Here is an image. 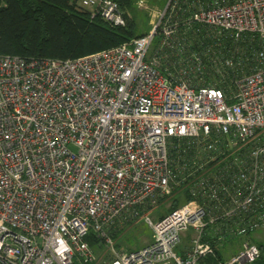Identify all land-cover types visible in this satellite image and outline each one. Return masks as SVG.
<instances>
[{
    "label": "built area",
    "instance_id": "obj_1",
    "mask_svg": "<svg viewBox=\"0 0 264 264\" xmlns=\"http://www.w3.org/2000/svg\"><path fill=\"white\" fill-rule=\"evenodd\" d=\"M136 4L150 29L120 44L0 54V264H196L264 228V0ZM139 220L150 241L117 249L110 228ZM259 255L246 238L216 264Z\"/></svg>",
    "mask_w": 264,
    "mask_h": 264
},
{
    "label": "trees",
    "instance_id": "obj_2",
    "mask_svg": "<svg viewBox=\"0 0 264 264\" xmlns=\"http://www.w3.org/2000/svg\"><path fill=\"white\" fill-rule=\"evenodd\" d=\"M126 17L125 25H113L100 15L79 6V0H0V54L22 57L75 58L129 40L135 33V22L126 13L134 8L135 0H115ZM176 202L172 207L176 206ZM118 229L111 227L110 233ZM250 234V233H249ZM86 239L97 245L96 238ZM260 255L249 264H264V248L258 244ZM222 258L204 259L216 264Z\"/></svg>",
    "mask_w": 264,
    "mask_h": 264
},
{
    "label": "rangeland",
    "instance_id": "obj_3",
    "mask_svg": "<svg viewBox=\"0 0 264 264\" xmlns=\"http://www.w3.org/2000/svg\"><path fill=\"white\" fill-rule=\"evenodd\" d=\"M135 0L134 8L131 9L126 13L127 16H132L136 28L135 33H145L149 31L150 29V15L147 10L140 8L137 6ZM166 0H145L147 5L150 8H161L164 6ZM172 199L167 201L166 203L160 204L158 207L154 209V211L151 214V217L153 220L156 219L157 216L166 213L170 210V206L168 204L171 202ZM176 201H173V204ZM177 204V202H176ZM191 234V229H188V231L184 232L182 234V242L180 245H178L175 250L179 251L181 247H183V244L187 243ZM151 237V228L143 221L139 220L138 222L132 224V225H126L120 229L117 230L116 234L113 235V239L115 240V247L117 249H123V250H130V249H137L146 244L150 241ZM250 239L252 242L262 244L264 248V228L256 230L252 233H250L248 236H240L232 238L230 241L225 242L223 244L224 253H221L222 256L225 258H228L229 256L236 254L241 242L244 239ZM91 245V244H90ZM94 249V253L100 258L103 255V251L105 249L104 246H100L99 244L91 245ZM221 248V247H220ZM103 259H99V264H103ZM196 264H211L210 262H207L204 258L199 260Z\"/></svg>",
    "mask_w": 264,
    "mask_h": 264
},
{
    "label": "crops",
    "instance_id": "obj_4",
    "mask_svg": "<svg viewBox=\"0 0 264 264\" xmlns=\"http://www.w3.org/2000/svg\"><path fill=\"white\" fill-rule=\"evenodd\" d=\"M257 244V243H256Z\"/></svg>",
    "mask_w": 264,
    "mask_h": 264
}]
</instances>
